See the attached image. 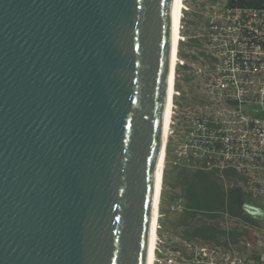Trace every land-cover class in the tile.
Masks as SVG:
<instances>
[{
	"label": "water",
	"instance_id": "95a60500",
	"mask_svg": "<svg viewBox=\"0 0 264 264\" xmlns=\"http://www.w3.org/2000/svg\"><path fill=\"white\" fill-rule=\"evenodd\" d=\"M175 0H0V264H148Z\"/></svg>",
	"mask_w": 264,
	"mask_h": 264
},
{
	"label": "built area",
	"instance_id": "2783aa9c",
	"mask_svg": "<svg viewBox=\"0 0 264 264\" xmlns=\"http://www.w3.org/2000/svg\"><path fill=\"white\" fill-rule=\"evenodd\" d=\"M215 2L222 7L210 16L205 35L214 61L194 62L192 72L204 100L221 107L211 115L192 118L199 127L197 144L205 151L202 161L243 173L245 182L237 179L236 183L253 206L254 201L263 202L256 207L264 211V7H228L226 0ZM233 255L235 264H244L247 258H253V264H264L254 253Z\"/></svg>",
	"mask_w": 264,
	"mask_h": 264
},
{
	"label": "rangeland",
	"instance_id": "374dc122",
	"mask_svg": "<svg viewBox=\"0 0 264 264\" xmlns=\"http://www.w3.org/2000/svg\"><path fill=\"white\" fill-rule=\"evenodd\" d=\"M221 7L222 5H219L215 0H208L205 7L202 0H184L178 61L175 68L173 113L165 143L166 154L162 189L159 198L158 236L155 246L154 264H235L232 261L233 256H235L233 254L240 251L245 257L254 253L258 256V259L264 260L263 221H259V228L248 227V229H244L243 226L241 228L242 224L238 225L237 221L229 217L226 223L222 222L225 229H229L230 226H236L239 231L242 230L239 245L231 241L228 245L222 246L211 241L203 242L191 237L187 240L185 239L189 237L185 234L187 226L184 218V213L189 208L187 205V186L193 182L194 173L203 165L202 159L205 153L204 149L197 144L198 134L195 132L199 131V127L193 119L197 114L201 113L211 115L221 105L219 103L217 105L213 104L209 100L208 103L204 100L199 86L195 87L193 85L196 81L194 77L192 76V80L187 79V77L189 78V70L182 65L185 60L180 52L191 54L190 52L196 50V45H203L205 35L207 36L208 33V27L206 26L211 20L209 18L213 12ZM193 8L195 9L192 10ZM190 36L193 37V40L196 39L192 43L195 46L194 49H189L191 42L188 40ZM188 65L190 66L191 63L188 62ZM190 108H192V112H190ZM190 129L192 130L191 133ZM209 167H205V169L207 168L206 172H209ZM214 167H216V173L221 174L218 177L224 185L230 181L236 182L237 179H242L240 181L245 182L242 177L243 173H238L237 175V171L233 170L234 168L224 165L222 170H220V165H214ZM216 169H219V171ZM245 176L249 177L248 174H245ZM205 183L200 181L197 184L196 190L200 194H202L201 188L204 187L203 189L205 190ZM254 202L256 203V201ZM248 204L249 214H253L256 218L262 216V214L260 215L256 212V206L251 205L250 202ZM221 251L224 253H220ZM205 252H209L207 253L208 256H206ZM252 261L253 258H247L243 263L253 264L254 262Z\"/></svg>",
	"mask_w": 264,
	"mask_h": 264
},
{
	"label": "trees",
	"instance_id": "16d2710c",
	"mask_svg": "<svg viewBox=\"0 0 264 264\" xmlns=\"http://www.w3.org/2000/svg\"><path fill=\"white\" fill-rule=\"evenodd\" d=\"M204 7L208 0H202ZM226 6L228 7H264V0H226ZM193 8L192 10H194ZM205 9V8H204ZM191 10V11H192ZM204 12V11H203ZM191 37V36H190ZM189 37L190 48L194 49L193 37ZM203 41V40H202ZM203 45L197 46L196 50L190 52L191 54H183L180 52L181 56L184 58V67L189 70V78L192 80L194 77L195 87H197V77L193 75L192 63L199 62L203 64L211 63L214 61L212 54L209 53L207 48L206 40L203 41ZM198 50V51H197ZM188 62L191 65H188ZM199 81V80H198ZM192 86V83H191ZM208 160L203 161L201 168L194 173V180L187 186L188 189V210L184 213V218L186 221L188 238H196L199 241L207 242L211 241L214 244L228 245L229 242L234 244L241 241L242 230L236 226H230L229 229H225L222 222H227V218H231L237 221L238 225L244 229L248 227L259 228V220L249 214L248 206L249 201L247 200L244 192L238 186L236 182L224 183L220 180L218 176L221 174L216 173L214 166L208 163ZM209 167L208 171L207 168ZM220 169V168H219ZM219 169H216L219 171ZM221 170V169H220ZM205 183V190L201 188L202 194L197 192V184L199 182ZM223 183V184H222ZM251 204V203H250ZM252 205V204H251ZM261 208V207H260ZM246 209V210H245ZM243 226V227H242ZM245 234V233H243Z\"/></svg>",
	"mask_w": 264,
	"mask_h": 264
},
{
	"label": "bare ground",
	"instance_id": "6f19581e",
	"mask_svg": "<svg viewBox=\"0 0 264 264\" xmlns=\"http://www.w3.org/2000/svg\"><path fill=\"white\" fill-rule=\"evenodd\" d=\"M184 13V0H175V9H174V20H173V49L171 57V66H170V81H169V91H168V100L165 113V122H164V142L166 143V137L168 135V129L171 121V116L173 113V90L175 82V68L178 61V49L180 42V32L183 20ZM164 143V144H165ZM165 148H162V153L160 156L158 174H157V183H156V197H155V206L154 213L150 231V244H149V257L148 264H154L155 257V246L157 240V228H158V213H159V198L162 189V181L164 175V161H165Z\"/></svg>",
	"mask_w": 264,
	"mask_h": 264
},
{
	"label": "crops",
	"instance_id": "0c3cea01",
	"mask_svg": "<svg viewBox=\"0 0 264 264\" xmlns=\"http://www.w3.org/2000/svg\"><path fill=\"white\" fill-rule=\"evenodd\" d=\"M256 203H257V204H255L256 206H258V204L259 205H263V204H260V203H263V202L256 201ZM256 212H258L260 215L262 214V216L259 217V218H256V216H255V218L258 219L259 221H262V219L264 220V211L258 208Z\"/></svg>",
	"mask_w": 264,
	"mask_h": 264
}]
</instances>
